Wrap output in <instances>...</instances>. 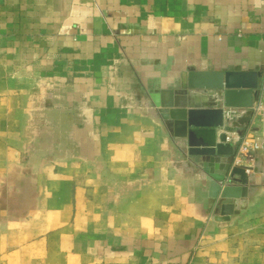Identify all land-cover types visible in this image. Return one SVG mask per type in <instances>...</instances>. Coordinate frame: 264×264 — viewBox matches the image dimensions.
Returning a JSON list of instances; mask_svg holds the SVG:
<instances>
[{"label":"crops","instance_id":"1","mask_svg":"<svg viewBox=\"0 0 264 264\" xmlns=\"http://www.w3.org/2000/svg\"><path fill=\"white\" fill-rule=\"evenodd\" d=\"M189 63L264 65V0H0V264H264V150L225 219L149 112Z\"/></svg>","mask_w":264,"mask_h":264},{"label":"water","instance_id":"2","mask_svg":"<svg viewBox=\"0 0 264 264\" xmlns=\"http://www.w3.org/2000/svg\"><path fill=\"white\" fill-rule=\"evenodd\" d=\"M263 77L264 65L206 69L189 63L177 74V82L149 95L150 114L161 120L180 149L194 158L208 199L217 203L216 212L226 216L225 219L234 213L240 201L247 202L251 191L248 170L253 167L235 165L236 145L227 142L226 132L217 140L214 131L224 124L225 105L246 109L231 124V129L243 134L252 107L260 98ZM201 128L214 132L211 143H207Z\"/></svg>","mask_w":264,"mask_h":264},{"label":"built area","instance_id":"3","mask_svg":"<svg viewBox=\"0 0 264 264\" xmlns=\"http://www.w3.org/2000/svg\"><path fill=\"white\" fill-rule=\"evenodd\" d=\"M261 95L252 107L250 121L243 128V134L239 135L237 129H231V124L245 111L242 107H228L223 105L222 127H219V135L227 133V142H233L237 147V158L240 161L251 158V152L264 150V77L261 81ZM259 128V129H258Z\"/></svg>","mask_w":264,"mask_h":264}]
</instances>
